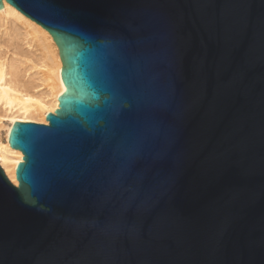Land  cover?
<instances>
[{
    "label": "water",
    "instance_id": "water-1",
    "mask_svg": "<svg viewBox=\"0 0 264 264\" xmlns=\"http://www.w3.org/2000/svg\"><path fill=\"white\" fill-rule=\"evenodd\" d=\"M6 1L66 90L10 131L0 264H264V0Z\"/></svg>",
    "mask_w": 264,
    "mask_h": 264
},
{
    "label": "bare ground",
    "instance_id": "bare-ground-1",
    "mask_svg": "<svg viewBox=\"0 0 264 264\" xmlns=\"http://www.w3.org/2000/svg\"><path fill=\"white\" fill-rule=\"evenodd\" d=\"M60 49L51 33L8 1L0 9V165L18 185L23 152L10 145L13 124H49L65 92Z\"/></svg>",
    "mask_w": 264,
    "mask_h": 264
}]
</instances>
